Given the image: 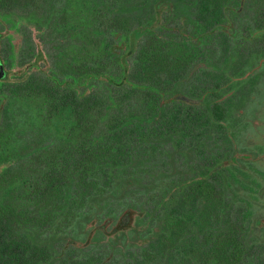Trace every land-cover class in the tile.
<instances>
[{
  "label": "trees",
  "instance_id": "trees-1",
  "mask_svg": "<svg viewBox=\"0 0 264 264\" xmlns=\"http://www.w3.org/2000/svg\"><path fill=\"white\" fill-rule=\"evenodd\" d=\"M239 1L0 0L54 52L5 89L0 264H264L235 126L252 54L215 35Z\"/></svg>",
  "mask_w": 264,
  "mask_h": 264
},
{
  "label": "flooded vegetation",
  "instance_id": "flooded-vegetation-1",
  "mask_svg": "<svg viewBox=\"0 0 264 264\" xmlns=\"http://www.w3.org/2000/svg\"><path fill=\"white\" fill-rule=\"evenodd\" d=\"M31 18L29 14L21 12L0 11V60L6 73V77L0 80V116L5 106H2V102L8 85L20 84L30 75L42 77L50 74V71L48 73L40 68L39 64L44 57L35 41L37 35V41L41 44L45 28L42 24L32 22ZM224 29L230 49L252 54L248 59L246 75H241L240 84L234 89L239 99L246 98L236 111L235 126L246 129L249 108H260L261 119L264 120V0H240L236 9L226 13L224 22L218 25L215 35L219 40ZM218 49L221 51L222 47ZM15 145L25 146L22 143ZM259 151L253 146L249 155L245 152L241 154L255 162V155H259Z\"/></svg>",
  "mask_w": 264,
  "mask_h": 264
},
{
  "label": "rangeland",
  "instance_id": "rangeland-1",
  "mask_svg": "<svg viewBox=\"0 0 264 264\" xmlns=\"http://www.w3.org/2000/svg\"><path fill=\"white\" fill-rule=\"evenodd\" d=\"M45 35V34H44ZM42 36V42L39 44L37 41L36 35V44L39 51L42 52L44 59L40 62V68L49 73L48 66L52 63V56L54 54L52 48L49 44L44 43L45 36ZM17 41V40H16ZM48 65V66H47ZM6 77V76H5ZM255 108V110H254ZM254 110V111H253ZM247 124L248 128H244L241 134V141L238 145L239 148H242L248 154L251 152L253 146L255 149H259V155H255V162L252 161L255 168L259 171L264 172V120L261 119L262 110L255 106L247 110ZM259 147H262L261 149ZM262 189L257 193V198L253 201L254 217L255 223L257 225L255 229L256 238L261 239L264 245V182L261 181ZM261 224L263 225L261 227Z\"/></svg>",
  "mask_w": 264,
  "mask_h": 264
},
{
  "label": "water",
  "instance_id": "water-1",
  "mask_svg": "<svg viewBox=\"0 0 264 264\" xmlns=\"http://www.w3.org/2000/svg\"><path fill=\"white\" fill-rule=\"evenodd\" d=\"M5 76H6V73H5L4 67H3V65L1 63V60H0V80L4 79Z\"/></svg>",
  "mask_w": 264,
  "mask_h": 264
}]
</instances>
